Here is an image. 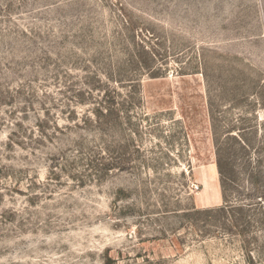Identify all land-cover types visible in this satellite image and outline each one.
I'll use <instances>...</instances> for the list:
<instances>
[{"label":"rangeland","instance_id":"rangeland-1","mask_svg":"<svg viewBox=\"0 0 264 264\" xmlns=\"http://www.w3.org/2000/svg\"><path fill=\"white\" fill-rule=\"evenodd\" d=\"M0 264H264V0H0Z\"/></svg>","mask_w":264,"mask_h":264}]
</instances>
